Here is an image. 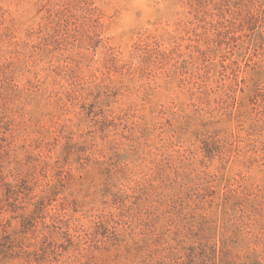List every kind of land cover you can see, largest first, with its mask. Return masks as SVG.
Instances as JSON below:
<instances>
[{
  "label": "rangeland",
  "instance_id": "obj_1",
  "mask_svg": "<svg viewBox=\"0 0 264 264\" xmlns=\"http://www.w3.org/2000/svg\"><path fill=\"white\" fill-rule=\"evenodd\" d=\"M52 2L0 0V264H264V0L229 46L199 20V70L179 0H93L121 60L184 37L131 73Z\"/></svg>",
  "mask_w": 264,
  "mask_h": 264
},
{
  "label": "trees",
  "instance_id": "obj_2",
  "mask_svg": "<svg viewBox=\"0 0 264 264\" xmlns=\"http://www.w3.org/2000/svg\"><path fill=\"white\" fill-rule=\"evenodd\" d=\"M53 0H45V3H40L39 10H45L47 16L51 17L54 10ZM58 1V0H55ZM181 4L187 6L189 12L193 14L194 29L190 30L185 27L184 23H177L176 26L181 28L186 34L192 31L195 39L187 37L190 42L184 47L186 49V58L190 61L192 66H195L199 70V20L202 23L201 28L205 31H213L212 38H207L206 43L215 41L222 47L229 46V41L232 38L239 37L242 32L247 28L256 26L255 17L252 13V3L254 0H179ZM56 3V2H54ZM68 6L65 8L67 12L63 14L62 11L56 12L60 15H64L65 21L77 22L82 30L87 31L88 35V48L94 50H101L103 53L104 68L108 71L111 69L114 72H127L131 73L133 62L136 61V67L147 70L148 68L163 69L171 61H176V58H181L182 54L180 49L184 37L174 39L173 46L166 50L162 48L163 39L155 36L147 35L145 37L139 36L133 46V53L130 54V60H121L113 51L108 49L102 44V40L99 35V28L101 27L102 15L100 10L94 5L93 0H68ZM212 11H215V16L219 18L216 22L207 21L205 17H211ZM204 15V16H203ZM177 28V30H178ZM198 37V38H197ZM105 50V51H104ZM176 57V58H175ZM191 73L189 78H195L198 76L199 71Z\"/></svg>",
  "mask_w": 264,
  "mask_h": 264
}]
</instances>
